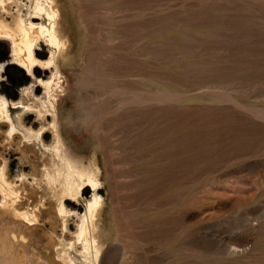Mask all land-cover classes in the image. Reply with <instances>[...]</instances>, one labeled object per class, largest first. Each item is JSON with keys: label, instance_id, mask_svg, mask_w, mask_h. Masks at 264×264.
Instances as JSON below:
<instances>
[{"label": "rangeland", "instance_id": "374dc122", "mask_svg": "<svg viewBox=\"0 0 264 264\" xmlns=\"http://www.w3.org/2000/svg\"><path fill=\"white\" fill-rule=\"evenodd\" d=\"M58 5L69 43L57 60V125L63 151L100 170L98 264H264V0ZM36 54L47 59L48 47ZM26 71L13 62L10 39H0V97L17 127L0 121V164L13 183L52 166L44 150L52 129L26 140L41 124L36 111L21 110L27 90L43 96L32 76L49 70ZM81 194L73 202L82 214L91 191ZM47 204L34 225L0 208V264H55L49 240H67L78 219L68 217L62 235ZM13 230L31 236L27 263L14 256L17 245L2 249ZM79 251L71 253L78 263Z\"/></svg>", "mask_w": 264, "mask_h": 264}, {"label": "bare ground", "instance_id": "6f19581e", "mask_svg": "<svg viewBox=\"0 0 264 264\" xmlns=\"http://www.w3.org/2000/svg\"><path fill=\"white\" fill-rule=\"evenodd\" d=\"M58 2L59 0H28L23 4L20 0H0V39H10L13 62L26 69L31 75H34V72L39 68L49 70L50 74L45 79L32 76L31 87H35V89L41 87L43 96L42 98L34 96L30 87L31 91L27 90L25 95L27 103L25 106L22 105L21 110L36 111L41 127L37 132L26 130L22 135L28 141H32V139L41 141L45 128H51L53 132V146L44 147V150L52 153V169L42 170L39 179L32 176L34 178L32 182H29L25 176H21L18 183L10 182L6 177L5 166L0 164V208L8 214L10 213L13 218H19V220L22 219L34 225L42 211L47 209L46 202H48L47 205L51 206L54 214L60 219L62 235L68 230V217L76 216L78 219L77 228L72 236L67 240L56 236H53L52 240L48 239L55 246V248L53 247L56 254L55 264H98L102 252L96 226L97 215L102 207V198L97 193L101 187L100 170L93 163L83 167L81 163L63 151L64 145L57 125L58 109L54 93L56 90H59L60 93L64 91L60 85L62 73L57 60L61 53L65 54L69 43V37L63 34L60 28L62 20L60 21L59 7L61 6L58 5ZM12 5L16 6L14 14L10 13ZM23 5H25V13L21 10ZM4 13L10 14V21L6 19ZM41 44L48 47L49 55L45 60H40L36 54V49ZM27 94H30L34 101L30 100ZM47 116H51L52 121L46 125ZM18 118L20 119V116ZM2 120L10 121L11 132L17 128L11 120L8 102L0 97V121ZM25 147L26 150H32L29 154L34 159L36 153L33 147L31 145ZM23 152L27 151L23 150ZM55 161L60 163L62 170L56 168L57 164H53ZM87 187L91 191V196L88 199L84 198V210L81 214L78 213L77 206L73 201L78 200V197L82 195L81 191ZM67 199L71 201H67ZM21 229L23 230V228ZM6 233L7 244H3L2 249H4V245L10 246L12 249L14 245H17V253L15 252L14 256L19 261L22 260V263H27V261H23L25 259L24 250L25 247L27 248L31 236L21 230ZM51 246L50 248H52ZM79 248L82 261L78 263L71 253H78ZM12 249L8 250L10 254H12ZM4 251L6 250L4 249Z\"/></svg>", "mask_w": 264, "mask_h": 264}, {"label": "trees", "instance_id": "16d2710c", "mask_svg": "<svg viewBox=\"0 0 264 264\" xmlns=\"http://www.w3.org/2000/svg\"><path fill=\"white\" fill-rule=\"evenodd\" d=\"M18 70V68H16Z\"/></svg>", "mask_w": 264, "mask_h": 264}]
</instances>
